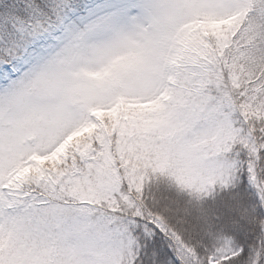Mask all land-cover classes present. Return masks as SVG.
I'll list each match as a JSON object with an SVG mask.
<instances>
[{
	"label": "snow or ice",
	"instance_id": "1",
	"mask_svg": "<svg viewBox=\"0 0 264 264\" xmlns=\"http://www.w3.org/2000/svg\"><path fill=\"white\" fill-rule=\"evenodd\" d=\"M0 264H264V0H0Z\"/></svg>",
	"mask_w": 264,
	"mask_h": 264
}]
</instances>
